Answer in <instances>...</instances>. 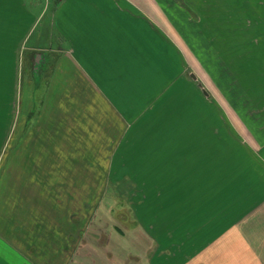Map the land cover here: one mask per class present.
Returning a JSON list of instances; mask_svg holds the SVG:
<instances>
[{
	"label": "crops",
	"instance_id": "0c3cea01",
	"mask_svg": "<svg viewBox=\"0 0 264 264\" xmlns=\"http://www.w3.org/2000/svg\"><path fill=\"white\" fill-rule=\"evenodd\" d=\"M218 1L55 0V57L37 105L21 60L41 51L27 44L52 5L0 0V264L102 257L88 240L80 253L88 209L63 206L61 189H47V165L58 182L94 167L87 176L99 179L83 180L128 183L135 214L151 215L143 224L136 214L153 249L178 246L160 230L202 227V253L152 249L150 264H264V6L247 23L223 20L228 5Z\"/></svg>",
	"mask_w": 264,
	"mask_h": 264
},
{
	"label": "rangeland",
	"instance_id": "374dc122",
	"mask_svg": "<svg viewBox=\"0 0 264 264\" xmlns=\"http://www.w3.org/2000/svg\"><path fill=\"white\" fill-rule=\"evenodd\" d=\"M54 1L55 0H50V3L52 5V7L49 9L50 11L38 22L37 28L35 29V32L31 35L30 40L27 44L28 47L38 46L41 51H25L22 55L21 60V77L23 76L24 78L31 79L32 90L34 86L36 87L35 91L37 92V105H39V94L42 95L44 92L47 91L48 88L47 85H44L45 82H43V69H45V67H49V65L53 66V64L51 63H53V57H55V50H53V48L56 46V41L54 35L50 31V25L52 22L51 10L53 8ZM218 2H225L228 5L223 7L221 6L219 8L221 10V15L225 14L226 16L225 17L224 15H222L223 20L228 19V16L230 20L232 17L233 21L237 20L247 23V20L251 19L252 17V14L249 15V13H251V10L254 8L255 14L260 16L263 12L264 6L256 4L255 6L251 5V7H248L247 0H219ZM259 2L264 3L262 0H259ZM232 8L233 15L231 16ZM262 25L263 22L254 23V27L256 30L262 28ZM261 30H264V27ZM258 41H260V43L262 42L261 39ZM37 54L43 55V64L41 65L39 71L35 73L33 69V60ZM258 59L262 60L264 63L263 54L259 55ZM23 77L22 79H24ZM250 89L256 90L257 88L254 85H251ZM262 94H264V90ZM36 114L37 112H33V116H36ZM88 157L92 158V155L89 154ZM43 168L45 169L44 173L50 174L47 178V180H49L46 181L47 189H61V194L57 198H61L60 200L62 201L63 206L65 205L73 207L74 205H78L82 208L88 209V216L85 215L84 217V215L82 214L80 215V217L84 218L79 219V236L82 237V242H80L79 245L80 253L83 250L82 248L84 246V242L88 240L91 243V248H94V255L96 257L99 254L102 255L101 258L97 257L96 262L94 261L96 264H134L136 263H133V260L135 259H130L132 256H136L139 259L136 264H150V259L148 257L151 258L152 256L151 252L154 247V240L151 238L150 229H146V227L139 226L140 224L137 220V215L141 217L143 224L144 222H151V215L149 211L145 209H143V213L139 212L136 213L137 215L135 214V198L131 196V191L129 193L125 191L126 187V189L129 188L128 183L127 186H124L123 183L118 187V184L115 183V181L100 182L83 180L87 179L88 177H97V179H99V176H95L93 174L87 176V173L89 171H95L94 167H78V174L82 173L83 176L75 175L74 177L79 178L77 182H70L69 180L58 182L55 181L56 167L52 165H47L43 166ZM69 168L70 167H63V174H70L71 171ZM39 170L40 167H32V191H37L42 188V185L41 187L38 186V177L36 175L40 174ZM73 170H75V167L73 168ZM57 171H60V169H57ZM67 178H69V175L67 176ZM75 189H78L79 191H76ZM58 200L59 199H57V202ZM37 202L38 198L32 197V206L37 204ZM158 210H161V208ZM65 211L66 210L64 209V212ZM173 213L177 212L174 211ZM173 213L171 214L172 217L174 216ZM91 215L93 217L91 218L90 224L84 225L85 223H88V219ZM191 215L186 216L189 217ZM68 216V213L62 214L63 222H65V219H67ZM193 216H196V221L201 220L202 218V214H196ZM88 225L89 228L83 230V228ZM65 228L66 225L63 226V230ZM181 228L183 229L160 230L159 237H162L166 241V243L178 244V246L174 245L175 247H172L168 246L170 245L168 244L167 247H164V250H159L160 246H156V249L154 248L156 251L155 254L164 255L173 254L174 252L177 253L179 249H182L183 246V251H179L181 254L185 253L187 255L192 252L202 253V227L190 230L185 229V225L182 226L181 224ZM175 237H179L178 240ZM157 251L159 253H157Z\"/></svg>",
	"mask_w": 264,
	"mask_h": 264
},
{
	"label": "water",
	"instance_id": "95a60500",
	"mask_svg": "<svg viewBox=\"0 0 264 264\" xmlns=\"http://www.w3.org/2000/svg\"><path fill=\"white\" fill-rule=\"evenodd\" d=\"M33 69L34 72L37 73L41 67V65L43 64V55H39L37 54L33 60Z\"/></svg>",
	"mask_w": 264,
	"mask_h": 264
}]
</instances>
